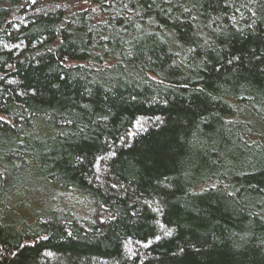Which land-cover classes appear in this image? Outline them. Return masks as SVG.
Returning <instances> with one entry per match:
<instances>
[{
	"label": "trees",
	"instance_id": "1",
	"mask_svg": "<svg viewBox=\"0 0 264 264\" xmlns=\"http://www.w3.org/2000/svg\"><path fill=\"white\" fill-rule=\"evenodd\" d=\"M0 117V264H264V0H0Z\"/></svg>",
	"mask_w": 264,
	"mask_h": 264
},
{
	"label": "rangeland",
	"instance_id": "2",
	"mask_svg": "<svg viewBox=\"0 0 264 264\" xmlns=\"http://www.w3.org/2000/svg\"><path fill=\"white\" fill-rule=\"evenodd\" d=\"M67 1H69V2H77V1H86V0H67ZM65 200H67V199H65ZM72 201H74V200H72ZM72 201L71 200H68V202L66 203V205L68 207H72V205H73V202Z\"/></svg>",
	"mask_w": 264,
	"mask_h": 264
},
{
	"label": "snow or ice",
	"instance_id": "3",
	"mask_svg": "<svg viewBox=\"0 0 264 264\" xmlns=\"http://www.w3.org/2000/svg\"><path fill=\"white\" fill-rule=\"evenodd\" d=\"M234 59H237V60H238V59H239V57H235ZM232 62H233L232 60H229V61H228V63H229V64H231ZM0 119H2V117H0ZM166 235H171V233H170V232H168V233H166ZM157 239H159V237H157ZM183 251H184V249H183V248H181V249H180V252H183Z\"/></svg>",
	"mask_w": 264,
	"mask_h": 264
}]
</instances>
